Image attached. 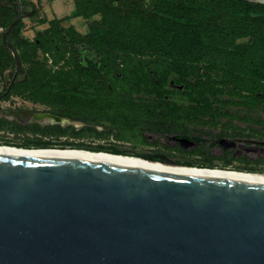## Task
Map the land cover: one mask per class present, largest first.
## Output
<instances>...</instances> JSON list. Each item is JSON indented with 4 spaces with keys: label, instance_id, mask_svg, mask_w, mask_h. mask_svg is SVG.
Masks as SVG:
<instances>
[{
    "label": "trees",
    "instance_id": "1",
    "mask_svg": "<svg viewBox=\"0 0 264 264\" xmlns=\"http://www.w3.org/2000/svg\"><path fill=\"white\" fill-rule=\"evenodd\" d=\"M73 4L72 16L87 22L86 35L72 27L64 30L61 22L67 18L53 19L28 42L19 36V21L5 40L0 34V76L15 64L8 50L11 44L24 74L11 94H22L49 106L57 116L89 127L25 133L8 127L7 132L21 134L23 140L4 145L125 156L112 147H88L81 140L105 139L107 130L124 139L140 133L147 123L173 121L179 115L192 123L210 117V100L220 96L264 108V4L247 0H73ZM13 19L0 6V29L7 30ZM7 125L1 120L0 130ZM98 126L105 131L99 132ZM60 137L78 142H60Z\"/></svg>",
    "mask_w": 264,
    "mask_h": 264
},
{
    "label": "water",
    "instance_id": "2",
    "mask_svg": "<svg viewBox=\"0 0 264 264\" xmlns=\"http://www.w3.org/2000/svg\"><path fill=\"white\" fill-rule=\"evenodd\" d=\"M0 264H264V187L0 157Z\"/></svg>",
    "mask_w": 264,
    "mask_h": 264
},
{
    "label": "rangeland",
    "instance_id": "3",
    "mask_svg": "<svg viewBox=\"0 0 264 264\" xmlns=\"http://www.w3.org/2000/svg\"><path fill=\"white\" fill-rule=\"evenodd\" d=\"M251 1L264 3V0ZM20 3L21 5H32V13L30 12V15L21 19L19 35L21 39L32 42L37 32L48 28L49 21L65 18L67 19L61 22L64 30L72 27L81 35L87 34L86 20L72 16L75 10L73 0H20ZM5 31L1 28L0 34L3 35ZM37 60H42L40 55L37 56ZM13 68L9 72L4 71L0 76L1 92L5 90L3 82L8 83L11 80L15 72ZM22 78L23 76H20L18 79ZM169 87L170 89L175 88L173 82L170 81ZM23 101L31 102L25 96L13 100L14 103L22 104L32 110H45L42 105L41 107L37 104L32 106ZM6 105L7 103L3 104L4 107ZM209 115L210 117L206 115L197 120L195 118L192 123L187 122L183 115H179L180 119L174 118L173 121L150 122L142 128L140 133L126 134L124 139L117 138L114 131L107 130L105 139L88 136L81 141L88 147H112L124 153L125 156L137 158L157 154L170 155L174 160L189 162L195 168L264 171V108L246 106L237 99L220 96L211 98ZM75 126L76 131L81 124L77 123ZM97 130L105 131L101 126H98ZM177 137L192 141V145L187 147L176 145L175 138ZM50 139L55 141L54 138ZM67 139L71 142H78V139L72 137H60L58 141L64 142ZM22 140L21 134L14 135L11 132L0 130V145L19 144ZM224 142H232L233 146L222 149Z\"/></svg>",
    "mask_w": 264,
    "mask_h": 264
},
{
    "label": "flooded vegetation",
    "instance_id": "4",
    "mask_svg": "<svg viewBox=\"0 0 264 264\" xmlns=\"http://www.w3.org/2000/svg\"><path fill=\"white\" fill-rule=\"evenodd\" d=\"M259 3L264 4L262 2H259ZM0 6H2L4 9L8 10L13 15V17H14L13 20H15V18L17 17L18 14L20 16V21H21L22 17L30 15L32 13V5H29V6L28 5H21L20 0H19V4L17 3L16 0H2V1L0 0ZM11 31L7 34V36L11 33ZM7 36L5 38H7ZM5 38H4V40H5ZM8 50L11 52L9 47H8ZM11 54H12V52H11ZM12 56L15 60V64L13 66H9V68L6 69L5 72L11 71V68H13V67H14L13 70L15 72L12 75L11 80L8 81V83L3 82V84L5 85L4 92L0 91V121L2 120V121H5L9 124V125L2 128L3 131H8V127H12V128H14L15 132L20 131L21 133L29 132V131L34 130V129H42L43 130V129H45V127L46 128L60 127L61 129H66L69 127L76 128L75 124H77V123L81 124V127L77 128L76 131H80L84 127H89V125L84 124L82 122L73 121L69 118L57 116L56 114L53 113V110L45 104L35 103L32 101L30 103H28L26 101H23L25 104H31L32 106H35L34 104H37V105H40V107H41V105L43 107H45V110L40 111V110H32L30 108H26L22 104L14 103L13 100L20 99V97L22 98L23 95L22 94L21 95L20 94H11V89L16 83H20L23 81L24 74L22 72L21 65L17 64V61H16L15 56L13 54H12ZM20 76H23V78L18 79ZM1 82L2 81L0 80V83ZM5 103H7V105L4 107L3 104H5ZM95 128L97 129V127H95ZM175 141H176V145H180L182 147H187V146L192 145V141H187L186 139L181 138V137L175 138ZM227 146H233V143L232 142H224L222 149L224 147H227ZM0 147L7 148V149L13 148L16 150H25L23 148H16V147L3 146V145H0ZM27 150L74 151V150H70V149H26L25 151H27ZM129 157H131V156H129ZM134 158H137V157H133V159ZM145 158L152 159L153 161H155V162L152 161L154 164H149V163L142 161V160H137V159H134V160L136 162L143 163V164L148 165L150 167L160 166V165H161L160 167H164V166H169L172 164H177V165L179 164V165H182L185 167L188 164H190L189 162L176 161L170 155L157 154V155H149V156H146ZM141 159H143V158H141ZM155 164H157V165H155ZM191 169H196V168L191 167ZM197 169H199V168H197ZM202 169H216V170H220V171L224 170V171H230V172H234V173L259 175V176L264 177V171L256 172L253 170H249L248 172H246V169L243 171L240 169L239 170H237V169H233V170H231V169H218V168H202Z\"/></svg>",
    "mask_w": 264,
    "mask_h": 264
},
{
    "label": "bare ground",
    "instance_id": "5",
    "mask_svg": "<svg viewBox=\"0 0 264 264\" xmlns=\"http://www.w3.org/2000/svg\"><path fill=\"white\" fill-rule=\"evenodd\" d=\"M26 150V149H25ZM16 150L13 148L0 147V157L3 158H18V159H48V160H67L94 163L123 169L149 172L159 175L183 177V178H208L241 185L264 187V177L259 175H249L242 173H234L230 171H220L216 169H191L177 164L169 166H154L150 167L143 163L136 162L134 159L145 161L149 164H154L152 161L134 158L129 156H112L109 153H91L83 152L76 149L74 151H55V150ZM157 165V164H155Z\"/></svg>",
    "mask_w": 264,
    "mask_h": 264
}]
</instances>
